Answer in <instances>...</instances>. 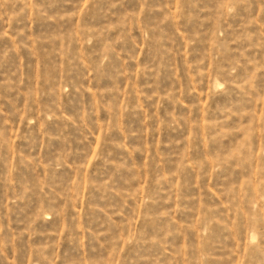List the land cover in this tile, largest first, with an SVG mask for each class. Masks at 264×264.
I'll return each instance as SVG.
<instances>
[{"label": "rangeland", "instance_id": "obj_1", "mask_svg": "<svg viewBox=\"0 0 264 264\" xmlns=\"http://www.w3.org/2000/svg\"><path fill=\"white\" fill-rule=\"evenodd\" d=\"M0 264H264V0H0Z\"/></svg>", "mask_w": 264, "mask_h": 264}]
</instances>
